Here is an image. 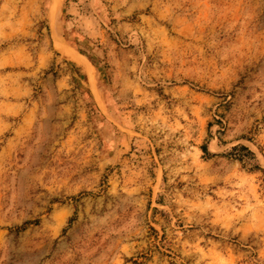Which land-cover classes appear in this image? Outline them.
Here are the masks:
<instances>
[{
  "label": "rangeland",
  "instance_id": "obj_1",
  "mask_svg": "<svg viewBox=\"0 0 264 264\" xmlns=\"http://www.w3.org/2000/svg\"><path fill=\"white\" fill-rule=\"evenodd\" d=\"M0 264H264V0H0Z\"/></svg>",
  "mask_w": 264,
  "mask_h": 264
},
{
  "label": "trees",
  "instance_id": "obj_2",
  "mask_svg": "<svg viewBox=\"0 0 264 264\" xmlns=\"http://www.w3.org/2000/svg\"><path fill=\"white\" fill-rule=\"evenodd\" d=\"M241 148L244 149L245 151H247V152L250 154V156H251L253 159H255V155H254V153H252L248 148H246V147H244V146H242Z\"/></svg>",
  "mask_w": 264,
  "mask_h": 264
}]
</instances>
